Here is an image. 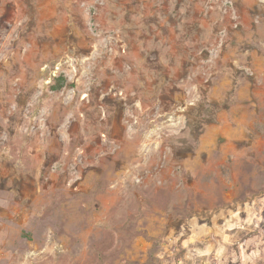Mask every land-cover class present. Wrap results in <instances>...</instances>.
I'll use <instances>...</instances> for the list:
<instances>
[{
  "label": "rangeland",
  "instance_id": "rangeland-1",
  "mask_svg": "<svg viewBox=\"0 0 264 264\" xmlns=\"http://www.w3.org/2000/svg\"><path fill=\"white\" fill-rule=\"evenodd\" d=\"M0 264H264V0H0Z\"/></svg>",
  "mask_w": 264,
  "mask_h": 264
}]
</instances>
